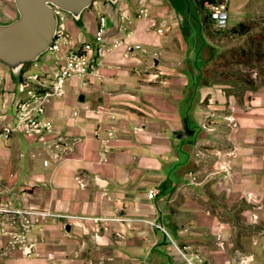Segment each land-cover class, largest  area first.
<instances>
[{"label": "crops", "instance_id": "1", "mask_svg": "<svg viewBox=\"0 0 264 264\" xmlns=\"http://www.w3.org/2000/svg\"><path fill=\"white\" fill-rule=\"evenodd\" d=\"M193 2L201 28L194 56L183 0H94L81 25L69 15L62 20L75 46L93 38L102 13L112 41L125 34L118 29L122 11L131 16L128 41L140 47L127 53L121 44L96 73L67 80L46 105L51 133L41 138L21 128L0 148V196L89 216L46 218L42 231L32 226L37 255L22 254L0 235V264H183L170 238L203 256L202 264H223L234 249L251 254L250 264H264V84L238 101L211 81L205 67L216 49ZM262 3L229 0L227 24L262 13ZM141 5L148 15L134 16ZM153 19L170 30L158 34ZM49 58L33 65L56 71L59 61ZM2 98L7 104L8 92ZM3 116L9 118L8 109ZM56 139L59 160L50 156ZM203 145L216 146L210 150L229 167L204 187L193 180L203 169L199 154L209 155ZM219 182L223 199L202 200L201 190L213 197ZM150 187L158 188L153 197L146 195Z\"/></svg>", "mask_w": 264, "mask_h": 264}, {"label": "built area", "instance_id": "2", "mask_svg": "<svg viewBox=\"0 0 264 264\" xmlns=\"http://www.w3.org/2000/svg\"><path fill=\"white\" fill-rule=\"evenodd\" d=\"M227 2L228 0H203V7L209 12L217 28H223L227 25ZM55 11L59 17V23H61L67 14L56 8ZM118 15V29L124 31L125 34L112 41H108L105 37L106 17L102 13L97 16L93 38L81 40L75 46L71 44L73 36L58 25L47 51L51 60L59 61L57 70L27 71L23 69L19 79L16 80L21 92L13 94L7 104L2 103L1 97L11 89V87L6 88V81L10 78L9 69L0 70V148L8 144L14 131L21 128L25 133L36 134L41 138L51 133L53 125L51 120L45 117L46 105L52 98L63 94L64 84L67 80L74 76L83 80L86 75L96 73L103 64L106 55L121 44L125 46L127 53L133 48L140 47L139 43H132L127 39L130 31L126 30L125 25L131 20V16L122 11H119ZM147 15L145 5L136 8L134 16L144 17ZM151 26L158 34H164L171 28L169 23L161 19L151 20ZM10 103L14 105L15 112L10 114L9 118H5L3 115L7 113V107ZM73 113L77 115L78 110H73ZM49 146L55 147L51 150L50 156L59 160L61 158L60 153L63 151L61 142L56 139L51 141ZM46 161L47 159H44V163ZM228 169L229 167H225L227 173ZM76 178L79 184L83 186L84 182L81 176L76 175ZM157 192V187H150L146 191V195L153 197ZM257 216L256 212L252 213L253 219ZM46 218H65L78 221L89 218V216L59 212L43 207L19 205L9 196H0V235L7 237L8 242L26 256L39 254L37 250L39 242L28 238V232L34 225L42 231L43 221ZM149 222L154 223L153 220H149ZM169 241V246L174 248L182 257L183 264L203 263L204 259L200 254L188 252L172 238ZM220 245L222 246V242ZM46 256L51 258L52 252L47 251ZM251 258V254L234 249L232 256L224 259L223 264H250Z\"/></svg>", "mask_w": 264, "mask_h": 264}, {"label": "rangeland", "instance_id": "3", "mask_svg": "<svg viewBox=\"0 0 264 264\" xmlns=\"http://www.w3.org/2000/svg\"><path fill=\"white\" fill-rule=\"evenodd\" d=\"M183 1L184 13L192 26L186 41L192 50V56H194L196 49L191 48V46L196 45L201 38V28L198 23L199 19L196 17L197 10L193 0ZM262 9V13L239 18L234 24L228 23L224 28L216 29L213 24H209L205 28L206 35L212 40L216 49L213 58L205 67V73L211 81L223 90L227 98L233 97L242 101L248 92L253 90V85L257 87L259 84H264V3H262ZM14 15L13 0H0V19H10ZM193 18L196 19L197 25L194 24ZM62 23L63 21L59 23L60 27ZM76 23L81 25L82 21ZM46 55H48L47 51L34 62H40ZM5 69L8 70V67L0 61V70L5 71ZM24 70L42 71V68L40 65L34 66L33 62H29L24 66ZM6 84V88L11 87L8 91L9 97L21 92L17 81L13 78L7 79ZM1 100L4 103L2 97ZM7 109L9 114H14L15 107L12 103L8 104ZM214 147L216 146L203 145V152H208L209 155L199 154L201 158L199 167L201 165L203 169L193 180L199 181L203 187L211 184L212 175H221V172L227 175L225 167L221 164L222 160L217 155L219 153L210 150ZM220 185L219 182L213 186V190L217 192L213 197L207 194L206 189L201 190L202 200L208 196V199L221 201L223 196ZM187 195L190 198V194Z\"/></svg>", "mask_w": 264, "mask_h": 264}, {"label": "water", "instance_id": "4", "mask_svg": "<svg viewBox=\"0 0 264 264\" xmlns=\"http://www.w3.org/2000/svg\"><path fill=\"white\" fill-rule=\"evenodd\" d=\"M93 1L13 0L15 15L7 20L0 19V61L8 67L10 77L19 79L27 63L38 60L48 51L59 25L55 8L79 22L83 10ZM106 1L115 5L118 0Z\"/></svg>", "mask_w": 264, "mask_h": 264}, {"label": "trees", "instance_id": "5", "mask_svg": "<svg viewBox=\"0 0 264 264\" xmlns=\"http://www.w3.org/2000/svg\"><path fill=\"white\" fill-rule=\"evenodd\" d=\"M195 1H196L198 9H200L201 21H202L204 30H205L206 26L209 25V24H213L214 28L220 29V28L215 27L214 22H213L212 18L210 17L209 12L203 7V0H195ZM212 1H219V0H212ZM255 88H256V86L253 85L252 89H255Z\"/></svg>", "mask_w": 264, "mask_h": 264}]
</instances>
